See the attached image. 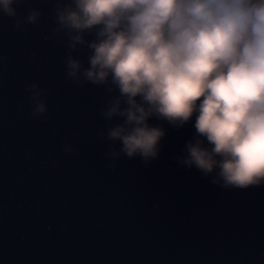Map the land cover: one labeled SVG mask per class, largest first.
Masks as SVG:
<instances>
[{
    "label": "water",
    "instance_id": "1",
    "mask_svg": "<svg viewBox=\"0 0 264 264\" xmlns=\"http://www.w3.org/2000/svg\"><path fill=\"white\" fill-rule=\"evenodd\" d=\"M68 6L20 0L0 13V264H264V182L225 187L180 163L195 113L179 126L149 118L165 130L156 158L121 152L107 133L124 118L105 115L118 86L68 75L69 58L90 67L100 27L72 48L58 20Z\"/></svg>",
    "mask_w": 264,
    "mask_h": 264
},
{
    "label": "clouds",
    "instance_id": "2",
    "mask_svg": "<svg viewBox=\"0 0 264 264\" xmlns=\"http://www.w3.org/2000/svg\"><path fill=\"white\" fill-rule=\"evenodd\" d=\"M19 2L0 0V13L15 16ZM71 2L58 20L72 48L86 43L85 30L100 27L89 44L90 67L69 58L68 75L93 83L111 76L118 86L120 97L105 115L124 118L107 133L121 152L156 158L165 130L149 118L179 126L195 113L198 135L180 163L216 173L213 182L225 187L264 182V0ZM38 16L33 10L27 20ZM32 89L33 115H40L46 106L38 86Z\"/></svg>",
    "mask_w": 264,
    "mask_h": 264
}]
</instances>
